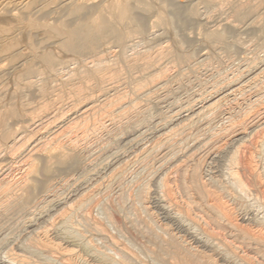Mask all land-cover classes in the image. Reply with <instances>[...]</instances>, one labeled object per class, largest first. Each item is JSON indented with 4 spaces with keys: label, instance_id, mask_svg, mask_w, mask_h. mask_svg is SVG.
Wrapping results in <instances>:
<instances>
[{
    "label": "bare ground",
    "instance_id": "1",
    "mask_svg": "<svg viewBox=\"0 0 264 264\" xmlns=\"http://www.w3.org/2000/svg\"><path fill=\"white\" fill-rule=\"evenodd\" d=\"M249 41L264 49V0H0V219L29 217L25 247L6 237L37 259L12 245L1 264H264V57ZM225 56L243 60L211 83ZM186 82L204 91L169 115ZM119 138L136 146L128 161L113 158ZM102 142L103 161L120 148L97 168ZM135 165L153 172V188L133 184L136 208L164 221L133 216L135 191L136 211L119 208ZM113 188L119 207L102 198Z\"/></svg>",
    "mask_w": 264,
    "mask_h": 264
},
{
    "label": "rangeland",
    "instance_id": "2",
    "mask_svg": "<svg viewBox=\"0 0 264 264\" xmlns=\"http://www.w3.org/2000/svg\"><path fill=\"white\" fill-rule=\"evenodd\" d=\"M242 37H247V35H242ZM252 42H253V41H252ZM252 42H251V41H249V43L247 42V44H252V46H251V45H248V47H249V46L251 47V50H250V51H252V53H251L250 51H248V52H250L251 54H253V53L255 52L253 55H255V56L258 55V56H256V58H258V57L261 55V53H262L261 56L264 57V54H263V53H264V51H263L264 49H263V50H262V49L260 50V47H259V48H256L255 46L258 47V44H257L256 42H253V43H252ZM247 44H246V46H247ZM253 44H254V45H253ZM250 47H249V48H250ZM252 48L255 49V50L253 51ZM256 49H257L258 51H256ZM260 51H261V52H260ZM257 52H258V53H257ZM250 53H248V54L251 55ZM256 53H257V54H256ZM253 55L250 56V57H255V56H253ZM261 56H260V57H261ZM236 57H237V58H236ZM236 57H234L235 60H234V59H233V60H230V59L227 60V59H228V56H225V61H222V62H221V65H220V62H219V64H218V61H217V60H214V61H213V66H212V68H211L212 70L210 69V70L208 71V72L211 74V76H209L210 74L206 71V76H207V73H208V76H209V77L207 76L208 81H211V83H215V82L217 81L216 78L218 79V76H217V75H219L218 73H221V72H222V73L224 72V73H223V74L221 73V74L219 75V79L222 77L221 75H225V74H230V73H232V72H230V71H235V72H236L238 68H234V67H238V66L240 65V63L242 62V60H243V59H241V56H236ZM262 57H261V59H262ZM236 59H237V60H236ZM239 59H240V60H239ZM259 59H260V58H259ZM226 61H229L230 63H234L235 65H234V64H231V66L234 65V67H230V63H228L229 67H227L228 65H226ZM232 61H233V62H232ZM237 61H238V63H237ZM216 63H217L218 66L216 65ZM223 63H224V66H223ZM238 64H239V65H238ZM237 65H238V66H237ZM214 66H215V68H213ZM219 66H220V67L223 66V67L220 68ZM216 67H217V68H216ZM218 67H219V68H218ZM226 67H227V68H226ZM228 68H229V69H228ZM214 69H215L218 73H217L216 71H214ZM222 69H223V71H222ZM224 69H225L226 71H228V70H229V71L225 73V70H224ZM230 69H233V70H230ZM219 70H221V71L219 72ZM210 71H211V72H210ZM214 72H215V77H213V76H214ZM229 72H230V73H229ZM210 77H211V78H210ZM212 77H213L214 79H213ZM211 79H213V80H211ZM219 79H218V80H219ZM215 80H216V81H215ZM209 83H210V82H209ZM186 84H188V85H185L186 87H184V85H183L182 89H179V90L182 91V92H181V91L179 92V95H178V92H176V93L173 92V94L171 93L172 95H171V94H168V95H170V96L167 97V95H166V96L164 97V98H165V99H164L165 102L168 103V104L165 105L166 103L164 102V105H165L166 108H165L164 105H163V107H164L163 109H164V110H165V109L170 110V109H168V108H171V109H172V110H170V111L165 110L166 112H169V115L173 114V112H172L173 110H174V113H175V112H178L177 109L181 110L184 106H185V107H186V105L188 106V104L191 103L190 101H193L195 95H197L198 93H199V94L202 93V92H200V91H202L203 89H202V87H199V85H198L197 83H188V82H186ZM189 85H190V89H192V90L195 89V90H194V91L189 90V89H188V88H189ZM194 86H195V87H194ZM191 87H192V88H191ZM198 87H199V88H198ZM263 87H264V83H263L262 88H263ZM185 88H186V89H185ZM200 88H201L202 90H201ZM197 90H199V91H197ZM185 91H187V94H182V93H185ZM191 91H192V92H191ZM196 91H197V92H196ZM203 91H204V90H203ZM194 92H196L195 95H194ZM192 93H193V95H192ZM181 94H182V96H184V95H186V96H185V97H180ZM173 95H174V96H173ZM175 95H177V96H175ZM171 96H172V97H171ZM187 96H188V97H187ZM190 96L192 97V99H190V101H189V99H187V98H191ZM166 97L168 98L167 100H166ZM173 97H174V98H173ZM169 98H170V101H169ZM179 98H181V99L183 98L184 101L181 102V100H180ZM174 99H175L176 101L178 100V103H177L178 105L176 104V101H174ZM183 99H182V100H183ZM185 100L188 102V104H187V102H185ZM168 101H169V102H168ZM170 102H171V104H170ZM184 102H185V103H184ZM173 103H175V106H177L176 108H175V106H174ZM182 103H183V104H182ZM179 104H180L181 106H180ZM168 105H169V106H168ZM170 106H172V107L174 106V107L172 108V107H170ZM179 106H180L181 109L179 108ZM153 107H154V106H153ZM167 107H168V108H167ZM185 107H184V108H185ZM184 108H183V109H184ZM155 109H156V108L153 109V115L159 114V113H158V110H155ZM175 110H176V111H175ZM154 112H155L156 114H155ZM170 112H171V114H170ZM152 119H153V118H152ZM214 120H215L216 123L214 122ZM214 120L212 121L213 124H211L212 127H214V129H215V130L213 129V131L221 130L220 128H222V129L224 128V127H221V124H222V123L225 124V120H224V118H220V117H219V120H218V118H217V119L215 118ZM217 121H218V124L221 123V124H219L218 126H217ZM219 121H221V122H219ZM154 122H155V121H154ZM223 124H222V126H223ZM213 125H215V126H213ZM148 126H149V125H148ZM148 126L144 127V128H147V129H144V128L142 127V128H143V130H142L143 132H142V133H144V130H145V133L147 132L146 134H141V136H142L143 138H144V136H145L144 139H146V140H144L142 137H140L139 140L141 139L140 141H142V142H143V141H144V142H145V141L148 142V141H150L151 138H152L150 135H152V132H151V131L154 130V126H152V125L149 126V127H152V130H150V128H148ZM219 126H220V128H219ZM224 126H225V125H224ZM215 127H218V129H216ZM147 130H149V131H147ZM148 132H149V133H148ZM147 135H149V137H147ZM207 135H208V133H207ZM209 135H210V134H209ZM201 136H204V135L202 134ZM120 137L123 138V135L120 136ZM125 137L127 138L126 135H125ZM125 137L123 138L124 140L126 139ZM150 137H151V138H150ZM122 138H121V139L119 138V140L121 141ZM192 138H193V137H192ZM192 138L186 139V142H187V143L184 142L185 140H184V141L182 140L184 144H183V143H180V144H183V145L188 144V146H187V145H186L185 147H184L183 145H181V146L184 147L185 149L188 148L189 145L191 144ZM201 138H202V137H201ZM147 139H148V140H147ZM189 140H190V141H189ZM182 141H181V142H182ZM124 142H125V141H124ZM124 142H123V140H122L121 143L119 142V143L121 144V145H120L121 148H120L119 144H118V146H117L116 144H115V145L113 144V145H112V148H111V149L109 148V151H110V150L112 151V150L114 149V150L112 151V152H114V153L111 154L112 156L115 154V151H116V150L118 151L119 148L121 149V150H119V151H121V152H119V153L116 151L117 153H116V155L113 156V158H114V157H115V158L118 157V155L120 154L119 156H120L121 158H123V160L126 159L125 161H128L129 159L127 160V158H129V156H130V158H131L132 153L135 152V151L137 150V149H135L136 146L134 145V146H135V147H134V146L131 144V146H132L131 148H134V151H133V149H132V150L130 149V150H131V152H130L129 149H128L129 146H130V143H129V142H128V143L126 142V143L128 144V147H127V146H126V143H124ZM142 142H140V144H141ZM103 143H104V142H102V144L99 143V144H101V145H99L98 147H97V146H96V147H93L94 149L96 148L95 150L93 149V152H95V154H93V152H92V154H91V152H90L91 156H90V154H89V159H90V161H93V164H94V162H96L97 160H99V158H100V160H102V161H103V159H104V158H102V157H104V155L102 156V154H101V155L99 154L100 152L102 153V150L104 149V148L102 147V146H104ZM122 143H123V146H122ZM148 143H149V142H148ZM142 144L144 145V144H146V142H145V143H142ZM124 145H125V146H124ZM100 146H101L102 149L100 148ZM116 146H117V149H116ZM113 147H114V148H113ZM118 147H119V148H118ZM124 147H125V148H124ZM126 147H127V148H126ZM184 148H183V150H184ZM98 149H99V150H98ZM100 149H101V150H100ZM115 149H116V150H115ZM97 150H98V151H97ZM122 150H123L124 152H122ZM127 150H128V153H127ZM186 150H188V149H186ZM186 150H184V152H185ZM203 150H204V149H203ZM203 150H200V151L202 152ZM99 151H100V152H99ZM104 151H105L107 154H109V155H110V153H111V151H110V152H108V151H106V150H104ZM104 151H103V154H105V156H106V153H105ZM132 151H133V152H132ZM200 151L198 150V151H195V152L197 153L198 156H199V155H204V156H205V154H206L205 150L203 151L204 154H202ZM98 152H99V153H98ZM121 153L123 154V157H122ZM124 153H126L127 156H126V154L124 155ZM198 153H199V154H198ZM200 153H201V154H200ZM98 154H99L100 156H99ZM93 155H95V156H93ZM96 155H98V156H97V158L95 159ZM109 155H108V156H109ZM111 155H110V156H111ZM108 156H107V158H108V160H109L110 158H109ZM112 156H111V158H112ZM204 156H202V157L204 158ZM93 157H94V158H93ZM124 157H125V158H124ZM126 157H127V158H126ZM156 157H157V156H156ZM200 157H201V156H200ZM101 158H102V159H101ZM107 158L105 157V160H106ZM113 158H112V159H113ZM115 158H114V159H115ZM92 159H94V160H92ZM112 159H110L109 162H112V161L114 160V159H113V160H112ZM95 160H96V161H95ZM105 160H104L103 162H108V160H107V161H105ZM123 160H122V161H123ZM153 160H154V159H153ZM120 161H121V160H120ZM211 161H212L213 164L211 163ZM222 161H224V160H222ZM222 161H221L220 159H218V160H216V161H215V160H210L209 162L206 161V162H205V165L208 166V167H205V165H204V168H205L206 173L209 174V175H215V174H216V176L219 174L218 176L220 177V176H221L220 174H221V173L223 172V170H224V169H223V168H224V164H223ZM109 162H108V163H109ZM96 163H98V165H99L100 162L97 161ZM96 163L94 164L95 166L97 165ZM118 163H121V162H118ZM210 163H211L212 166L215 165L216 167H215V166L212 167V166L210 165ZM216 163H217V164H216ZM106 164H107V163H106ZM106 164H105V165H106ZM207 164H208V165H207ZM219 164H220V165H219ZM94 165H93V166H94ZM98 165H97V166H98ZM105 165L102 163V164L99 166V169H98V170H101V169H102L101 171H103V173L106 172V171L103 170V167L105 168ZM95 166H94V167H95ZM97 166H96V167H97ZM101 166H102V167H101ZM94 167H93V168H94ZM133 167H134V166H133ZM133 167H131V169H132ZM140 167H141V166H139V167L137 166V167H136V165H135V167H134L132 170H131V169L129 170V172L132 171V172H131L132 174H131V173H127V175L129 174L128 177H127V175H126V177H125V178L122 180V182L120 183V184L125 185V187H127L126 184H125V180H129V182L126 181V183L129 184V185L127 184V185H128L127 190H128L129 192L124 191V190H125V187H124L123 185H120V184H119V185H118L119 187H114V188L116 189V190H115V193H117V194L120 193L121 196H122L123 193L125 194V192H126V194H125V195L123 194L122 197L119 195V196H118V198L120 197L119 200L117 199V197H116V200H115V198H114V199H111V197H112V198L115 197V196H114V195H115V193H114V188H113L112 191L109 190L108 192H112V193H107V195H106V193L104 194V195L109 196V197H105V196L102 197V198H104V201L106 202L105 205H107L108 203L110 204L111 202H112V203H115V205H116L117 202H118V203L120 202V203H119V204H120V207H119V205L117 204L118 207H119L120 209H124L125 211L128 210V208H127V210L125 209V207H128V206H130L131 208L134 206V207L136 208V206H137L136 204H139V203H138V202H139V201H138V198H139V197H138V193H139V191H140V194H141V192L143 191V189H144V190H145V189H150V188L153 186V183L151 182V181H152L151 178H153V177H152V176H153V172H150L149 170L146 172L147 169H144V168H142V167L140 168ZM209 167H210V168H209ZM97 168H98V167H97ZM97 168H96V169H97ZM135 168H136L137 170H136ZM208 168H209V169H208ZM211 168H213V169L210 170ZM214 169L217 170V171H219V172H221V173H218V172L215 171ZM222 169H223V170H222ZM98 170H97V171H98ZM134 170H135V171H139V172L141 171V172H140V173L137 172V175H135L136 173L133 172ZM213 170H214V173H213ZM221 170H222V171H221ZM101 171H100V175H99V176H103V175H101V174H103ZM208 171H209V173H208ZM211 171H212L213 174L211 173ZM142 172H143V174H142ZM144 172H146V174L149 173L150 176L152 175L151 178L149 179V178L147 177L148 179H146L145 176H149V174H148V175H145ZM217 173H218V174H217ZM141 174H142L143 176H142ZM133 175H134V176H133ZM139 176H140V177H139ZM150 176H149V177H150ZM218 176H217V177H218ZM67 177H69V176H67ZM67 177H64V178H67ZM103 177H105V175H104ZM103 177H102V178H103ZM131 177H134L135 179H134V178H131ZM138 177H139V178H138ZM127 178H128V179H127ZM130 178H131V179H130ZM136 178H137V180H136ZM140 178L143 179L142 182H139V181H138ZM144 178H145V179H144ZM134 180H135L136 183L134 182ZM147 180L149 181V183L147 182ZM131 181H133V182H131ZM88 182H91V181H88ZM138 182H139V183H138ZM144 182H145V183H144ZM150 182H151V183H150ZM137 183H138V185H137ZM140 183L143 184V185L147 183L146 185H149V186H145V185L143 186V185H140ZM133 184H134L135 186L137 185V188H138L139 186H140V187L143 186V187H146V188L141 187V188H142V189H141V188L139 187L140 190L138 189V193H137V191H135V189L137 190V188H136ZM87 185H88V184H87ZM87 185H85V186H87ZM150 185H151V186H150ZM120 186H121V187H120ZM122 186H123L124 188H122ZM129 186L132 187V188H131L132 190H129ZM147 187H148V188H147ZM149 187H150V188H149ZM119 188H120V191H118ZM134 188H135V189H134ZM152 188H153V187H152ZM122 189H123L124 192L122 191ZM141 190H142V191H141ZM130 191H131V192H130ZM134 191L137 193V196H136V197H135L136 193H135ZM121 193H122V194H121ZM132 193H133V194H132ZM108 194H114V195L112 196V195H108ZM129 194H130V195H129ZM127 195H129V196L133 195V196L128 197ZM125 197L131 198V199H129L130 202L128 201V198L126 199ZM132 197L137 198V199H134V198H133V199H134V202L137 200L136 203H133V204H134L133 206H131V205H132L131 203L133 202ZM105 198L108 200V203H107V201H106ZM108 198H109V199H108ZM121 198L124 199V200H126V201H125V204H126V202H127L129 205H128V204L125 205V204L123 203V201H120V200H122ZM110 199H111L112 201H111ZM114 200H115V201H114ZM117 200H118V201H117ZM109 201H110V202H109ZM113 201H114V202H113ZM116 201H117V202H116ZM151 202H152V201H151ZM122 204L125 205V206L123 207ZM117 205H116V206H117ZM135 205H136V206H135ZM139 205H140V204H139ZM152 205H154V203H152ZM121 207H122V208H121ZM140 207H141V206H140ZM140 207H137V208H136V209H139L137 212H135L136 209H133V208H132V210L129 209L130 211H127L128 213H130L131 211H133V213H134V212L137 213V214H134V215H133V214H129V216L131 215V217H132L133 219H135V217H136L137 215L139 216V215H142V214H143V215H145V216H144V217L142 216V218H144L145 221L148 219V220H147L148 223H150V222L152 221V220H151L152 217H154L153 220H156L157 216H158V218H157L158 221H159V220H160V221H161V220L164 221V220H163V217L160 216V213L158 212V210L156 209V207L151 206V204H150V208H149V210H147V211H149V212H150V211H153V212L155 211L154 214H152L153 212H150V213H149V212H148V213L146 212V214H145V213H141L140 211L145 212L146 210L144 211V210H143V207H141V208H140ZM152 207H153V209H154V208H155V209L153 210ZM140 209H141V210H140ZM151 209H152V210H151ZM124 210H123V211H124ZM156 210H157V211H156ZM95 211L97 212V214H95V216L98 215L99 212H101V213L103 214V212H102L101 210H100V211H99V210L97 211V209H95ZM138 212H139V213H138ZM157 212H158V213H157ZM93 213H95V212H92V217L94 216ZM101 213H100V214H101ZM14 214H15V217H14ZM14 214H9L7 217H5V218H7V219H5V220H3V218L0 219V221H1V220L4 221V222H1V224H0V225H1L0 227H2L1 229L3 230L5 227H7V229H6V228L4 229L5 231L3 230L4 232H3V231L1 232V229H0V233H1V235L4 233V234H3V236H4L5 233L8 232V230H9V233H10V234L8 233L9 236H8V235H5V236H4L5 238H3V236L0 235V239L6 240V239H8L7 237H9L10 239H12V238H14V236H15L16 238H14V240L12 239L14 242L16 241L15 244L18 243L17 246H18L19 244H21L22 246L24 245V247H25V245H26L25 242H30V240H29L27 237H25L24 235L28 234V230H29L30 228L27 226L28 224L25 225L26 223H23V220H24V219L20 222V220L22 219V216H23L24 218L26 217L25 214H23V213H17V214L14 213ZM19 214H22L21 217H20V216H17V215H19ZM100 214L98 215V216H100V217H93V219H94V218H96V219L98 218V219H97L98 221H101V220H102V221H105L106 219H105V217H103L104 214H103V216H101ZM151 214H152V215H151ZM155 214H157V216H156ZM12 215H13V216H12ZM132 215L135 216V217H133ZM146 215H147V216L150 215V216H148V218L146 219V217H147ZM154 215H155V216H154ZM9 216H11V218L8 219ZM16 216H17V217H16ZM151 216H152V217H151ZM13 217H14V218H13ZM18 217H19L20 220L18 219V221H16V219H17ZM27 217H28V216H27ZM149 217H150V218H149ZM28 218H29V217H28ZM28 218H25V221H24V222H26V220H29ZM136 218H137V217H136ZM159 218H160V219H159ZM13 219H15V222H14ZM77 219L80 220L79 217H78ZM99 219H101V220H99ZM149 219H150L151 221H149ZM10 220H13V221H10ZM94 220H95V219H94ZM97 220H96V221H97ZM8 221L12 222V225H11V226L9 225L10 222H8ZM43 221H45V222H43ZM43 221L40 220L39 223H38V221H37V223L35 224V226L39 227L38 225H40V226L43 225L44 227H41V229H42V228H45V226L47 225V223H46V220H45V219H44ZM5 222H6V223H5ZM7 222H8V224H7ZM13 222H14V223H13ZM17 222H18V223H17ZM105 222H106V221H105ZM105 222H104V223H105ZM3 223L6 224V225H4ZM15 223L17 224V227H18V228L16 227V224H15ZM21 223H23L25 226L22 225ZM45 223H46V224H45ZM13 224H14V226H15V229L12 227ZM19 224H20V225H19ZM44 224H45V225H44ZM18 225H19L20 228H22V229H20ZM9 226H10V229L8 228ZM22 226H23V227H22ZM26 226H27V227H26ZM37 227H36V228H37ZM107 227H108V226H107ZM109 227H110V226H109ZM109 227H108V229H109V231L111 232V234H112V232H116L114 228H111V229L114 230V231H112V230H110ZM111 227H112V226H111ZM27 228H28V229H27ZM39 228H40V227H39ZM31 230H32V229H30V232L33 231V230H32V231H31ZM36 230H38V229H36ZM6 231H7V232H6ZM11 231H12V232H11ZM23 231H25L26 233L23 232ZM21 232H23V233H25V234L22 235ZM30 232H29V234H31V235L33 236V234H32L33 232H32V233H30ZM18 233L20 234V237H19V234H18ZM114 234H116V233H113V235H114ZM10 235L12 236V238H11ZM21 235H22L23 237H25V239H24ZM31 235H29V236H30V239L32 238ZM6 236H7V237H6ZM17 237H19V238L17 239ZM10 239H8L9 241H8V240L4 241L5 243L2 242V240H0V243L2 242L1 245H0V249H1V252H0V264H1L5 259L7 260L8 257H9V259H10V256H11L13 253H14V254H15V253H18V254H19V253H20V254H23V253H24V254H23L24 256H26V255H25V253H26V254H27L26 258H27V257L29 258L30 255L32 256V254H30V253H28V252H26V251H23V250H22L23 247L21 248V245L19 246V247H20V248H19V247H17V246H16L15 244H13V243H12V245H13L14 248H12V249H14V251H13V253H12L11 251H9V250H12V249H11L12 245H10V244H11L10 242H11L12 240H10ZM15 239H16V240H15ZM22 239H23V240H22ZM18 240H21L22 243H19V242H21V241H18ZM24 240H25V241H24ZM26 240H29V241H26ZM7 241H8L9 243H8ZM13 241H12V242H13ZM3 243H4V244H3ZM5 244H6V245L8 244V245H7L8 247H7ZM4 246H5V247H4ZM8 248H9V250H8ZM16 248H17V250H16ZM2 249H3V250H2ZM5 250H6V251H5ZM18 250H19V251H18ZM21 250L23 251V253H21ZM138 250H140V249H138ZM138 250H135V252H137ZM3 251H4V252H3ZM8 251H9V252H8ZM141 251H142V250H141ZM2 253H3V254H2ZM8 253H10L11 255L8 256ZM137 253H138V252H137ZM137 253H136V254H137ZM140 253H141V252H139V254H137L139 257H137L136 254H135V256H136L137 258H139V259H141L140 256H143L142 258H144V260H145V261H143V262H146V261H147L146 263H150V262L152 261L150 256H149V258H150V260H149L147 254H146V255H147V256H146L144 252H143L144 255H143V254H140ZM14 254H13V255H14ZM29 254H30V255H29ZM3 255H4V257H3ZM6 256H7V257H6ZM144 256H145V257H144ZM33 257H34V256H32V258H33ZM4 258H5V259H4ZM30 258H31V257H30ZM30 258H29V259H30ZM32 258H31V259H32ZM145 258H146V259H145ZM34 259H36V257H35ZM34 259H32V260H34ZM6 260H5V261H6ZM36 260H37V259H36ZM141 260H142V259H141ZM7 261H8V260H7ZM152 262H153V261H152ZM152 262H151V263H152Z\"/></svg>",
    "mask_w": 264,
    "mask_h": 264
}]
</instances>
